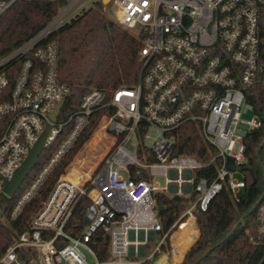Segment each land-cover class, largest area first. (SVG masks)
<instances>
[{
  "label": "built area",
  "instance_id": "1",
  "mask_svg": "<svg viewBox=\"0 0 264 264\" xmlns=\"http://www.w3.org/2000/svg\"><path fill=\"white\" fill-rule=\"evenodd\" d=\"M0 0V18L19 2ZM64 6L48 25L0 60V195L4 179H12L48 125L45 148L64 131L47 164L19 197L12 214L17 218L36 196L58 164L73 150L91 125L92 116L105 110L109 150L81 185L60 179L49 200L36 213L29 231L16 236L0 264H174L172 238L161 237L163 226L156 195H196L184 216L196 220L216 197L227 190L239 200L246 183V143L262 122L248 101L252 88H264V0H62ZM113 5L114 20L134 33L142 44L140 57L148 72L134 88L107 94L91 90L68 122L53 123L51 114L67 99L69 88L59 76L58 45L52 36L89 4ZM22 59L14 86L11 66ZM112 110V111H110ZM253 114L251 121L244 116ZM61 114V112H60ZM60 116V115H59ZM196 124L215 154L208 162L174 155L180 129ZM242 127H247L243 132ZM155 135L151 138L150 131ZM152 139L153 144L146 142ZM135 141L137 148L126 144ZM233 160L235 170H229ZM213 167L210 177L198 176ZM125 172L127 177L121 174ZM144 173L147 179L135 180ZM241 173L242 178H235ZM164 176L166 185L151 176ZM79 195L91 201L84 231L66 230L72 205ZM257 232L264 241V196L256 206ZM187 221V222H188ZM109 240L108 260L95 248L97 234ZM177 234V233H176ZM160 240L147 255L150 241Z\"/></svg>",
  "mask_w": 264,
  "mask_h": 264
},
{
  "label": "trees",
  "instance_id": "2",
  "mask_svg": "<svg viewBox=\"0 0 264 264\" xmlns=\"http://www.w3.org/2000/svg\"><path fill=\"white\" fill-rule=\"evenodd\" d=\"M64 4L62 0H38L14 5L0 18V60L45 28ZM103 9L102 3L94 4L61 26L52 36L58 45L60 81L69 88L59 122H68L80 109L84 97L91 90L101 91L109 97L118 88H134L141 84L148 72V67L140 57V39L110 20ZM22 62V59H18L11 66V88L16 82ZM248 101L254 106L262 122L259 130L249 133L245 138L247 149L244 168L250 170L252 175L246 172L247 186L239 200H234L224 190L206 211L199 210L195 213L199 238L194 219L174 235L176 263L184 258L188 248L198 238L188 250L182 264H264V241L260 242L256 215L257 203L264 196V88H252ZM104 113L105 110H100L92 116L91 125L83 132L73 150L58 164L17 218L13 219L12 214L19 197L71 130L69 123L55 142L44 149L17 194L13 198L6 194L0 195V216L6 219L4 223L0 218V258L14 245L16 236L29 231L36 213L49 200L75 154L88 140L71 164L72 166L82 156L79 169L86 175V180L106 155L112 139L105 132L107 120L102 121L98 127ZM213 154L215 151L205 143L196 124L188 123L180 129L179 145L174 155L190 156L208 162ZM213 174L215 169L211 167L207 171L199 172L198 176L210 177ZM147 178L144 173L134 177L135 180ZM156 199L163 226L160 235L169 233L167 245L164 247L167 249L170 248L168 244L171 235L186 222L187 217L184 214L195 202L196 195L172 196L158 193ZM90 203L88 197L77 196L66 227L69 234L77 236L87 227L85 212ZM242 219L244 222L240 224ZM96 240L95 248L100 260H108V238L100 231Z\"/></svg>",
  "mask_w": 264,
  "mask_h": 264
},
{
  "label": "water",
  "instance_id": "3",
  "mask_svg": "<svg viewBox=\"0 0 264 264\" xmlns=\"http://www.w3.org/2000/svg\"><path fill=\"white\" fill-rule=\"evenodd\" d=\"M65 104V100H63L56 110L51 114L50 119L53 123H56L58 121V117L60 115V112ZM51 131V126L48 125L43 132V134L40 136L39 140L35 144V146L30 150L28 157L26 160L23 162L21 167L15 172L14 176L12 179H4V192L6 195H8L10 198H13L17 192L20 190L21 186L25 182V180L28 178L30 175L31 171L35 168L39 157L41 156L42 152L45 149V144L46 141L49 137ZM229 170L234 171L235 170V165L233 163V160L229 161ZM246 171L250 172L252 175V172L250 170ZM244 222V219L240 221V224ZM20 264H26L25 260H21Z\"/></svg>",
  "mask_w": 264,
  "mask_h": 264
},
{
  "label": "rangeland",
  "instance_id": "4",
  "mask_svg": "<svg viewBox=\"0 0 264 264\" xmlns=\"http://www.w3.org/2000/svg\"><path fill=\"white\" fill-rule=\"evenodd\" d=\"M93 5L92 4H89L87 7H86V9H89V8H91ZM103 12H104V14L110 19V20H112V21H114L115 22V20H114V8H113V5L111 4V5H108V6H106V9H103ZM76 17V16H75ZM74 17V18H75ZM116 23V22H115ZM117 24V23H116ZM121 27V26H120ZM132 33V32H131ZM133 35H134V33H132ZM253 114H251V113H249V114H247V115H245L244 116V119L246 120V121H251L252 119H253ZM97 130V129H96ZM95 130V131H96ZM242 130H243V132L244 131H246L247 130V127H242ZM94 134V133H93ZM92 134V135H93ZM150 135H151V138L152 137H154V135H155V132H154V130H151L150 131ZM91 138V137H90ZM89 141V140H88ZM88 141L79 149V151L75 154V156H74V158L72 159V161L70 162V164H69V166H68V168L66 169V171L64 172V174L62 175V177H61V179L62 178H64V176H65V174H66V172L70 169V166H71V164L75 161V159L78 157V155L81 153V151L83 150V148L85 147V145L88 143ZM148 145H152L153 144V140L152 139H150V140H148L147 142H146ZM126 147L129 149V150H131V151H134L136 148H137V144H136V142L135 141H129L127 144H126ZM95 168H96V166H95ZM94 168V169H95ZM93 169V170H94ZM93 172V171H92ZM92 174V173H91ZM123 177H127V175H126V173L125 172H122V174H121ZM235 178H237V179H241L242 178V175H241V173H236L235 174ZM151 179H153V181H155L157 184H159L160 186H162V187H164L165 185H166V179H165V177L164 176H160V175H158V176H151ZM0 218H1V221L2 222H4V223H6V219L4 218V217H2V215L0 216ZM187 221L188 220H186V222H184V223H187ZM181 228L182 227H180L179 229H178V231L176 232V233H179V231L181 230ZM176 233H174V235H176ZM173 235V236H174ZM162 237V236H161ZM159 240H160V236L159 237H157V239L156 240H154V241H150L149 243H148V249H147V255L149 256L150 254H151V252L155 249V247L157 246V244H158V242H159ZM171 242V241H170ZM169 242V243H170ZM172 243H173V240H172ZM14 244H16V242L14 243ZM168 245H170V244H168ZM172 258L173 257H171V260H172ZM184 261V260H183ZM88 262H89V264H95V261L90 257V256H88ZM150 262H147L146 264H149ZM183 263V262H182ZM181 263V264H182ZM34 264H39V261L38 260H36L35 262H34Z\"/></svg>",
  "mask_w": 264,
  "mask_h": 264
},
{
  "label": "bare ground",
  "instance_id": "5",
  "mask_svg": "<svg viewBox=\"0 0 264 264\" xmlns=\"http://www.w3.org/2000/svg\"><path fill=\"white\" fill-rule=\"evenodd\" d=\"M108 122H106L105 127ZM82 156L71 166L69 171L65 174L64 178L67 181L73 182L76 185H81L82 181L86 180V175L80 172L79 166L81 164Z\"/></svg>",
  "mask_w": 264,
  "mask_h": 264
},
{
  "label": "crops",
  "instance_id": "6",
  "mask_svg": "<svg viewBox=\"0 0 264 264\" xmlns=\"http://www.w3.org/2000/svg\"><path fill=\"white\" fill-rule=\"evenodd\" d=\"M189 222H190V221H188L187 223H182V224L180 225V227H182L181 230H182L183 228H185V227L189 224ZM194 224H195V226H196V228H197V230H198V238H199V229H198V227H197L196 220L194 221ZM180 227H179V228H180ZM181 230H180L179 232H181ZM198 238H197V240H198ZM172 240H173V238H172ZM197 240H196V241H197ZM196 241H195V242H196ZM195 242H194V243H195ZM194 243H193V244H194ZM193 244H192V245H193ZM192 245H191V246H192ZM172 246H173V243H172ZM191 246L188 248V250L191 248ZM188 250L186 251V254H187ZM186 254H185V256H186ZM175 256H176V255H175L174 246H173V262H174V264H181V263L183 262L184 258H185V256H184V258H183L179 263H176V262H175Z\"/></svg>",
  "mask_w": 264,
  "mask_h": 264
}]
</instances>
